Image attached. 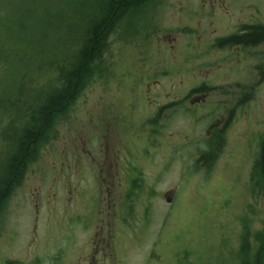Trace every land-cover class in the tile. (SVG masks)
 <instances>
[{"label": "rangeland", "instance_id": "1", "mask_svg": "<svg viewBox=\"0 0 264 264\" xmlns=\"http://www.w3.org/2000/svg\"><path fill=\"white\" fill-rule=\"evenodd\" d=\"M21 1L0 0V7L8 12L20 7ZM90 2L85 0L86 5ZM88 11L83 9L82 14L86 16ZM66 14L71 17V10ZM252 19L264 23V0H149L126 13L107 39L103 59L95 63V74L72 108L56 122L55 136L41 146L39 158L28 166L23 183L1 211L0 264H67L74 252L75 263L81 260L79 264H85L94 245L98 260L93 264H264V252L259 253V238L264 234V185L256 183L264 138V77L255 85L251 104L259 124L250 109L247 119L240 117L212 161L211 171L201 157L192 154L196 146L185 137L188 132H183L178 143L185 142V155L178 161L174 156L170 165L167 160L166 167L163 149L155 146L157 141L148 138V144L142 143L143 153L136 143L132 145L138 163L128 177L113 174L116 183L120 178V185L109 181L103 185L99 171L85 162L99 150V118L106 117L112 123L113 112L126 113L129 106V113L137 114V120L149 115L147 106L137 110V97L140 102L143 97L136 95V89L146 86V73L151 69L154 73L166 64H176L169 53L155 45L157 32L177 27L187 33L182 27L186 23H199V31L204 32L205 23ZM17 20L18 16L3 23V46L9 42L14 46L9 52L11 62L3 64V102L16 92L13 89L19 81ZM7 25L17 29L9 39ZM51 25L46 31V47L50 54L64 56L81 23ZM36 32L33 27L31 34ZM154 37L153 44L149 40ZM32 51L36 63V51ZM24 67L37 76L27 60L19 68ZM244 69L236 77L222 76L221 81L225 85H252L258 74L250 63ZM183 76L188 83L191 77ZM176 77L179 79V74ZM34 94L31 90L28 97ZM128 99L132 105H125ZM135 123L133 138L143 142L145 125ZM180 126H185L184 120ZM155 128L149 133L155 135ZM115 130L111 135L114 133L117 141L122 135ZM198 146L202 149L204 143L199 141ZM91 185L104 186L99 197ZM173 188L176 193L170 204L164 194Z\"/></svg>", "mask_w": 264, "mask_h": 264}, {"label": "flooded vegetation", "instance_id": "2", "mask_svg": "<svg viewBox=\"0 0 264 264\" xmlns=\"http://www.w3.org/2000/svg\"><path fill=\"white\" fill-rule=\"evenodd\" d=\"M203 26L204 32H200L199 23L197 25L186 23L182 27L187 28V33L176 27L157 32L156 42L155 37L149 40L159 45V51L161 47L169 53L176 64L171 63V66L166 64L154 73L148 64L151 72L146 73L147 84L136 89V95L140 93L143 97V102H140L137 97V110H140L142 105L149 107L148 116L139 117L137 120V114L129 113L130 106L126 113L114 114L113 107L110 105V111L113 112L112 123L106 117L99 118V121H102L101 130L97 134L99 150L90 156V161L85 158V162L87 167L91 168V164L99 171L103 185L121 184L120 178L117 183L114 181L113 174L119 176L122 173L128 177L132 171L131 167L138 163L131 147L135 143L141 147L143 153L142 143L147 142L148 144V138L153 139L154 142L157 141L155 146L163 149L164 167H166L167 160L171 161L169 164L167 162V165H170L175 158L178 161L186 153L182 149L185 142L178 146L183 139V132H188L184 134L185 137L196 146L192 154L202 157L207 153L211 155L215 153L213 144L220 149L226 143L232 126L240 117L247 119L249 109L255 115L252 116L254 121L259 124L257 112L254 111L255 109L252 110L251 104L254 101L253 94L257 82L264 77V35L260 34L262 30L264 31V23L252 19L243 23H221L220 25L219 23H205ZM104 51L103 48L100 53V62L104 57ZM192 60L199 63L195 64ZM248 63L254 66L258 74L252 81V85H236L237 83L225 85L221 81V77L226 74L231 78L241 75L245 72L244 66ZM145 65L147 69V63ZM157 72L160 73L155 74ZM177 74H179V79L176 77ZM183 75L186 78L191 77L188 83H184ZM130 90L132 92L135 89ZM222 96L223 99H221ZM132 102L128 99L125 105H132ZM135 120L145 125L146 129L143 131L147 133L144 134L143 142H137L133 138L132 132L137 127ZM181 120L185 121L183 127L180 126ZM112 125L115 126L112 127ZM153 127L154 132H157L155 135L149 133ZM114 130L117 135H122L117 141L116 135L115 138L114 133L111 135V131ZM110 138H113L112 141ZM199 141L204 143L202 149L198 146ZM259 153L260 157L264 158V138ZM204 167L207 168V166ZM109 177L111 180H108ZM91 186L94 194L99 197L104 186ZM169 193L172 196L170 202L172 204L175 189H169L164 196ZM97 249V246H92L93 255L86 257L85 264H93V260H98ZM76 258V252H74L67 264H74ZM79 261L75 264H79ZM102 264L106 263L103 261Z\"/></svg>", "mask_w": 264, "mask_h": 264}, {"label": "trees", "instance_id": "3", "mask_svg": "<svg viewBox=\"0 0 264 264\" xmlns=\"http://www.w3.org/2000/svg\"><path fill=\"white\" fill-rule=\"evenodd\" d=\"M147 2L149 0H91L86 5L85 0H22L20 7L8 12L0 7V81L3 64L11 62L9 52L13 46L10 42L3 46V23H10L18 16L16 23L21 32L8 25L5 29L7 39L17 31L15 48L20 56H15L19 70V81L13 89L16 92L4 102L0 92V213L15 188L23 183L28 166L39 158L41 146L55 136L56 122L72 108L95 74V63L100 60V53L117 23L126 13ZM88 8L85 16L83 9ZM69 9L71 17L66 14ZM75 22L81 26L76 28L70 51L64 56L50 54L45 40L51 23ZM33 27L37 29L35 36L31 34ZM260 34L264 35V31ZM34 49L36 63L31 56ZM26 60L37 76L33 77L25 67L19 68ZM31 90L35 91L32 98L28 97ZM213 146V155L207 153L200 158L209 171L221 149ZM256 168L259 169L256 183L264 185V158L260 157ZM259 239L261 254L264 234Z\"/></svg>", "mask_w": 264, "mask_h": 264}, {"label": "water", "instance_id": "4", "mask_svg": "<svg viewBox=\"0 0 264 264\" xmlns=\"http://www.w3.org/2000/svg\"><path fill=\"white\" fill-rule=\"evenodd\" d=\"M166 201L167 202H171L172 201V196H171L170 193L166 195Z\"/></svg>", "mask_w": 264, "mask_h": 264}]
</instances>
